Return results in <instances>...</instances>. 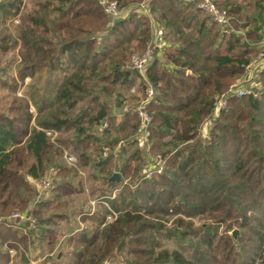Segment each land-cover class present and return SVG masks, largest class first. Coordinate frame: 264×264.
<instances>
[{
  "label": "trees",
  "instance_id": "16d2710c",
  "mask_svg": "<svg viewBox=\"0 0 264 264\" xmlns=\"http://www.w3.org/2000/svg\"><path fill=\"white\" fill-rule=\"evenodd\" d=\"M110 1L126 14L114 19L98 0H46L28 15L30 26L20 31L25 66L5 86L16 93L27 77L43 70L47 83L40 96L31 87L29 97L14 96L0 112V264H27L26 254L36 240L53 250L54 216L43 210H52L61 197L72 194L67 178L72 170L57 162L63 150L55 148L46 131L73 129V139L79 141L74 145L82 144L81 158L88 148L79 139L92 140L93 130L103 122L105 135L117 132L125 147H132L140 125L137 113L126 112L118 123L99 100L116 95L114 107L120 109L117 88H128L137 79L143 98L147 86L153 90L147 105L148 141L165 162L162 173L158 179H142L140 162L130 173L132 160L140 161L136 151L130 154L117 171L136 182L135 188L124 185L111 200L113 222L95 214L98 229L90 235L84 230L73 241L74 264H103L124 250L128 257L123 264H264V70L259 90L229 98L207 138L199 130L214 112L215 99L247 74L264 40V0H211L228 17L225 29L195 7L198 0ZM20 4L0 0V20L17 16ZM142 4L146 9L139 15ZM154 27L164 31L161 42L167 46L153 49L143 79L124 66L134 50L144 49ZM58 77L59 82L50 83ZM31 104L41 116L34 125ZM117 142L103 145L112 149ZM57 164L60 182L50 198L30 208L36 194L24 178L40 179L46 167ZM103 165L108 166L105 175H111L113 166ZM15 212L36 217L34 240L25 224L6 219ZM168 214L175 220L163 231L159 216ZM196 217L223 231L196 227ZM234 227L238 241L226 234ZM21 228L27 232L22 234ZM163 234L179 248L156 250V236Z\"/></svg>",
  "mask_w": 264,
  "mask_h": 264
},
{
  "label": "rangeland",
  "instance_id": "374dc122",
  "mask_svg": "<svg viewBox=\"0 0 264 264\" xmlns=\"http://www.w3.org/2000/svg\"><path fill=\"white\" fill-rule=\"evenodd\" d=\"M45 1L46 0H21L20 9L17 16L8 19L6 22H2L0 20V40H3L2 43H5L7 46L4 51L0 48V64H3L0 65L1 81L4 80L5 82H8L12 78L17 79L18 72L21 71L22 68L25 66V64H23L24 59L22 57L24 54V50L21 47V40L19 38L20 31L24 29L25 24H28L30 26L28 15L36 10L38 11L39 5L43 4ZM200 1L201 0H198V2L196 3L199 4ZM102 10L105 14H107L103 8ZM141 11L142 9L140 5V7L137 9L139 15H142ZM125 14H126V10H124V13L122 15ZM114 17L115 16H113V18ZM159 31H161L160 36L158 35ZM163 36H164V31L159 27H154L152 31V38L150 39V41L152 42V45L154 47H158V50H161L162 48H165L167 46V42H163L161 44H159L158 42V40L160 41L163 40L162 38ZM146 43L144 44L143 50L141 51L134 50L133 53L128 57L126 65L124 66L125 69L127 68L132 56H140L144 53ZM257 49L258 50L256 51L255 55L251 58L250 61L253 62L254 64L251 65L250 68L251 72L249 73L250 75L249 78L250 80L252 79V77L255 78V80L258 79L257 85L255 81L254 86L256 87V90H259L262 87V81L260 79V76L262 71L264 70V61L262 62V64H260L261 56L259 55L261 52L264 53V40L260 43V45H258ZM262 68L263 70L261 71ZM247 75L248 74L244 73L242 76L238 77L237 80L233 82V84L229 89L244 88V86L250 84L252 80L251 81L249 80V82H246L245 80ZM46 80H47L46 73L43 70L42 73H40L39 75L36 74L33 78L27 77L23 82V84L21 85L20 89H17L16 93H12L10 91V88H8L7 86H2L0 82V111L4 110L11 103V100L12 98H14V96L23 97V98L29 97L28 90L31 87H33L34 93L40 96L43 92V88H42L43 85L47 83ZM59 80L60 78L58 77L56 80H53L50 83L59 82ZM16 83L19 85L17 81ZM117 91L121 92L122 97L120 99L121 101L119 102H121V108H125L124 111L130 113H133L132 111L136 112L137 108L144 100L142 94L143 90H140V81L138 79L134 82V84H132V86L128 88L127 86L117 88ZM219 99L220 97H217L215 101ZM101 100L111 110L115 108L114 105H116L117 102L116 95H113L110 98H103ZM121 108L118 109L120 112H121ZM118 110H116V112H118ZM144 110L148 114L147 105L144 106ZM30 112L33 115L32 125H34L35 118L38 119L41 116L40 115L38 116L37 110L35 106H33L32 104L30 105ZM76 112L77 109L73 114H75ZM218 112H219L218 110H216V112H213L202 123L199 130L201 136L204 139L207 138L209 133V128H211L212 124L215 121V118L218 116ZM103 128L104 127H102L101 129ZM46 134L50 138V141L53 143L55 148L56 146H59L63 150V154L59 159H57V162L58 161L63 162V164L66 167H69L72 170L67 177L72 186L71 187L72 189L70 191V193L72 194L69 197L63 196L59 199L58 203H54L55 206L52 205L54 210L53 209L51 210V208L48 210L46 209L43 210V212L47 213L48 215L52 212L51 214L54 216L53 217L55 222L54 247L53 250L50 251L48 246H46L45 244H40V242L36 240V242H34V244L29 248V251L26 254L28 260L27 264H74L75 259L72 253L74 240L72 239L77 238L79 234H81L84 230H87L86 232L89 233L90 235L91 232H93V230L98 229V222L96 220L97 217L94 216L95 214H99V216L104 215L106 217L107 224L113 222L116 215L114 214V212L110 207L111 200L116 198V196L119 194L118 192H121V190H123L124 185H129V186L131 185L130 188L133 190L135 188L136 182L131 183L127 178L121 177L120 183L107 185L106 184L107 179L110 177V175L109 176L100 175L101 173L99 171L100 169L105 168V166L100 167L98 165L97 167H99L100 169H97V167L94 168L93 166L88 164L83 165L84 163L83 160H81L82 158L80 157V153L75 154V156L72 153L73 152L72 146L75 143V141L74 142L73 140L71 141L74 135L73 129L70 128V130H67L65 132L47 130ZM148 136H149V127L147 129V135L143 134L140 136L138 134V131L136 130V134L133 138L134 145L128 148L127 152L129 157L130 154L136 151V153H138L140 161L136 162L135 160H132L131 164L128 165V169L130 170V173H133L135 171L137 164L140 162L139 164H142V168L139 172L140 177L145 180H151V179L153 180V179H158L159 175L162 173L164 164L160 165V161L158 160L160 154L159 153L156 154L154 151L151 150V145L148 141ZM70 141H71L70 148L68 147L64 148L63 145ZM105 147L106 146L103 144L96 145L94 149L90 150L91 151L90 155H92L95 160H98L99 164L100 162L108 159L111 156L110 160L107 161L109 163L107 165L110 166L111 164L114 168L113 171H117L118 169H121L125 163L126 155L123 156V154H120L117 146L115 147V149H111L107 147L109 148V154L107 158L103 159L102 149ZM88 149L87 152L89 151ZM87 152L85 153V156H87ZM99 158L102 161H99L100 160ZM58 166L59 165L57 164V167H53V166L46 167L44 174L41 176L40 179H32L29 178L28 176L24 178L25 182L34 190L36 194L34 196V200L32 201V204L30 205V208H32V205L35 204L34 202H37L38 200L41 201L47 200L52 195V188L55 186V184L60 182V180L57 177V174L59 172ZM161 166L162 168H160ZM110 185H112V187H109ZM14 214L18 215L19 221L17 223L25 224L26 228L30 229L31 237L39 232V228L36 225V217L32 215L30 212H27L26 214L15 212ZM12 215L7 217L6 219L8 220L10 219V221L13 222V220L15 219H11ZM159 218H162L163 224L165 226V228H163V231L170 230L173 221L175 220V215L168 214V215L159 216ZM192 221L194 222L196 227L202 226L203 228L204 227L209 228L210 231H213L215 229H217L220 232L223 231V229L217 226L216 224L210 221H205L204 219H198L196 217L193 218ZM26 228L25 229L21 228L20 232L22 234L24 232H27ZM226 234L230 236L233 241H238L240 238L239 229L236 227L232 228V230L227 231ZM156 238L160 242V246L157 247L156 250H160L161 248L174 250V249H178L180 246V244H178L176 240L167 239L164 234L163 236L158 235L156 236ZM32 239L34 240L35 238L32 237ZM127 257L128 256L126 254V250H124L117 255L111 256V258L107 259L103 264H123V261Z\"/></svg>",
  "mask_w": 264,
  "mask_h": 264
},
{
  "label": "built area",
  "instance_id": "2783aa9c",
  "mask_svg": "<svg viewBox=\"0 0 264 264\" xmlns=\"http://www.w3.org/2000/svg\"><path fill=\"white\" fill-rule=\"evenodd\" d=\"M189 1H193V0H189ZM99 5L112 18H113V16L119 17L120 15H122L124 13L123 9L118 8L116 1L100 0ZM195 6L202 13L208 15L212 19L213 23H215L221 29H225L228 27L229 22H228V17L226 15V13L224 11L220 10L211 0H201L199 2V4L196 3ZM141 9H142V11H145L146 5L142 4ZM158 35L159 36L161 35V31L158 32ZM158 42H159V44L162 43L160 40H158ZM154 48H156V47H154L152 45L151 41L147 42L144 53L140 56H132L126 69L128 71L137 73L140 77H142L144 79V73H145L147 66L150 63ZM259 56H261L260 57L261 58L260 64H262V62L264 61V53L261 52ZM253 64H254L253 62H250L249 66L246 69L247 70L246 72L248 74L245 78L246 82H249V80H250L249 73L251 72L250 68H251V65H253ZM262 70H263V68L261 69V71ZM251 80H252V82L250 84L244 86V88H231L228 90V92L225 96H222V97H220L219 100H216L215 105H214L215 106L214 112H216V110H218V111L224 110L227 106V101L229 98H231V97H242V96L250 95L254 91V89L256 90V87L254 86V84H255L254 82L256 81V85H257L258 79L255 80V78L252 77ZM152 97H153V90H152V88L147 86V88L145 90V98H144L143 102L139 105L136 112L132 111L133 113H137V116H138L139 120L141 121L139 128L137 129L138 134L140 136L143 134L147 135V129L149 127V123L151 122V118L149 117L147 112L144 110V106L148 105V103L151 101ZM102 126L104 128H106L105 123H103ZM108 154H109V148H107V147L103 148L102 149L103 159L107 158ZM158 160L160 161V165L165 164L164 160L162 158L159 157ZM160 168H162V166ZM16 218H18V215H16V214L11 216V219H16Z\"/></svg>",
  "mask_w": 264,
  "mask_h": 264
},
{
  "label": "crops",
  "instance_id": "0c3cea01",
  "mask_svg": "<svg viewBox=\"0 0 264 264\" xmlns=\"http://www.w3.org/2000/svg\"><path fill=\"white\" fill-rule=\"evenodd\" d=\"M160 53L161 52H157L156 54L157 55H160ZM152 58H153V56H152ZM151 58V59H152ZM0 65H3V64H0ZM4 70V69H3ZM1 79V78H0ZM0 82H1V85L2 86H5L7 83L4 81V80H0ZM99 102L100 103H102V100H99ZM124 109L125 108H121V112L118 110V109H116V108H113L112 109V113L114 114V115H116V121L118 122V123H120V122H122L123 121V119H124V114L127 112V111H124ZM116 110H118V112H116ZM3 110H1L0 112H2ZM103 123H105L106 124V122H103ZM103 126H102V124L101 125H99V126H97L96 128H95V130H93V134L95 135L94 137H93V139L92 140H85L84 142H83V139L84 138H80L79 140L80 141H82L81 143H85V145L87 146V148H91V149H88L89 151L87 152V156H85V157H83L81 160H83V163L84 164H88V165H91V166H93L94 168H96L97 166H98V164H99V162H98V160H95L94 158H93V156L92 155H90L91 153V151L90 150H92V149H94V147L96 146V145H98V144H104L105 143V141H111V140H114V139H116L118 142H117V147H118V151H119V153L120 154H123V156L124 155H126V159H127V157H128V148H126L125 147V145H124V141H123V139H119V134L117 133V132H111L110 134H107V135H105L104 134V130L106 129V128H103V129H101ZM106 127H107V124H106ZM96 129H98V130H96ZM134 138V137H133ZM78 139V138H77ZM77 139L76 140H74V139H71V141L73 140V142L74 141H76V143H79V141H77ZM71 141L70 142H67V143H65L63 146H64V148H66V147H68V148H70V145H71ZM72 142V143H73ZM98 143V144H97ZM82 146V144H80V145H78V147L77 146H75L74 144H73V149H72V153L74 154V156H75V154H78V153H80L81 152V149L79 148V147H81ZM115 147L116 146H114L112 149H115ZM125 147V148H124ZM61 148V147H60ZM130 148V147H129ZM10 150H11V148H10ZM126 161V160H125ZM91 163V164H90ZM165 163V162H164ZM100 164H109L108 162L106 163H101L100 162ZM100 167H104V165L103 166H101V165H99ZM97 169H100L99 167H97ZM106 169H107V167L105 166V168H102V169H100L99 171H100V175H105V171H106ZM98 171V172H99ZM113 173H119L120 174V172H118V171H113L112 172V174ZM99 174V173H98ZM111 174V175H112ZM110 175V176H111ZM110 178V177H109ZM108 178V179H109ZM108 179H107V185H109V183H108ZM69 183H70V181H69ZM17 224V223H16ZM21 230V229H20ZM76 239V238H75ZM75 239H72V240H75ZM71 240V241H72ZM40 244H45L46 246H47V244H46V242H41ZM49 248V247H48ZM11 253H10V255H11V257H13V255H14V251L13 250H11L10 251ZM14 262V261H13Z\"/></svg>",
  "mask_w": 264,
  "mask_h": 264
},
{
  "label": "water",
  "instance_id": "95a60500",
  "mask_svg": "<svg viewBox=\"0 0 264 264\" xmlns=\"http://www.w3.org/2000/svg\"><path fill=\"white\" fill-rule=\"evenodd\" d=\"M121 182V175L119 173H113L110 178L108 179V183L109 184H117ZM14 222H18L19 219L16 218L15 220H13Z\"/></svg>",
  "mask_w": 264,
  "mask_h": 264
}]
</instances>
